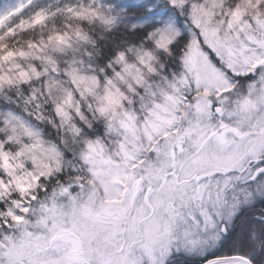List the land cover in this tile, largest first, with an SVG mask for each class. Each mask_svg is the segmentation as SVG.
<instances>
[{
	"label": "snow or ice",
	"instance_id": "6c2138e0",
	"mask_svg": "<svg viewBox=\"0 0 264 264\" xmlns=\"http://www.w3.org/2000/svg\"><path fill=\"white\" fill-rule=\"evenodd\" d=\"M0 264H264V0H0Z\"/></svg>",
	"mask_w": 264,
	"mask_h": 264
}]
</instances>
